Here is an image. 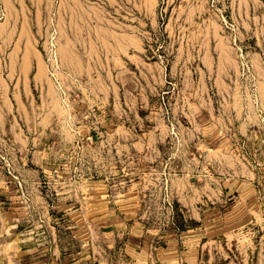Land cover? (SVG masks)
Returning a JSON list of instances; mask_svg holds the SVG:
<instances>
[{"label":"rangeland","instance_id":"1","mask_svg":"<svg viewBox=\"0 0 264 264\" xmlns=\"http://www.w3.org/2000/svg\"><path fill=\"white\" fill-rule=\"evenodd\" d=\"M0 264H264V0H0Z\"/></svg>","mask_w":264,"mask_h":264}]
</instances>
